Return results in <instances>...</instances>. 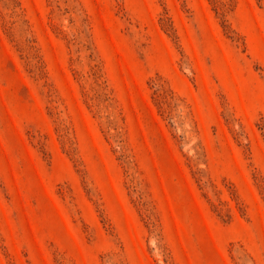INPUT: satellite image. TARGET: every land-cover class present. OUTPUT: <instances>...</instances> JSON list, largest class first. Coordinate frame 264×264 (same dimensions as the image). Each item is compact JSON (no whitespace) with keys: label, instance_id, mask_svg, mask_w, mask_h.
<instances>
[{"label":"rangeland","instance_id":"374dc122","mask_svg":"<svg viewBox=\"0 0 264 264\" xmlns=\"http://www.w3.org/2000/svg\"><path fill=\"white\" fill-rule=\"evenodd\" d=\"M0 264H264V0H0Z\"/></svg>","mask_w":264,"mask_h":264}]
</instances>
